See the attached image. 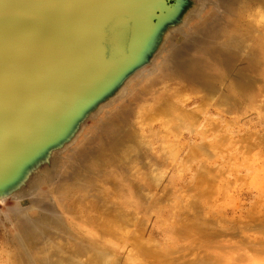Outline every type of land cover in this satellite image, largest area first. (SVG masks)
<instances>
[{
    "label": "rangeland",
    "instance_id": "rangeland-1",
    "mask_svg": "<svg viewBox=\"0 0 264 264\" xmlns=\"http://www.w3.org/2000/svg\"><path fill=\"white\" fill-rule=\"evenodd\" d=\"M180 17L9 187L0 264H264V0Z\"/></svg>",
    "mask_w": 264,
    "mask_h": 264
},
{
    "label": "bare ground",
    "instance_id": "bare-ground-1",
    "mask_svg": "<svg viewBox=\"0 0 264 264\" xmlns=\"http://www.w3.org/2000/svg\"><path fill=\"white\" fill-rule=\"evenodd\" d=\"M199 1L0 0V201L50 145L31 159L39 148L147 69L157 29Z\"/></svg>",
    "mask_w": 264,
    "mask_h": 264
},
{
    "label": "water",
    "instance_id": "water-1",
    "mask_svg": "<svg viewBox=\"0 0 264 264\" xmlns=\"http://www.w3.org/2000/svg\"><path fill=\"white\" fill-rule=\"evenodd\" d=\"M177 15H178V14H177ZM164 25H165V24H164ZM164 25H162L161 28H158V29H157V30H158V34L161 33L162 28L164 27ZM158 27H159V26H158ZM157 30H155V32H156ZM155 43H156V41H155ZM155 43L153 42L152 45H151V44L148 45V47H149V51H150V50H151V51H154V50H155V48H156V47H155V45H156ZM150 46H151V47H150ZM143 54H145V52H143ZM144 58H145V55H144V56L142 57V59L139 61V57H136V58H133V59H132V60H135V59H136V61H132V62H134L133 64H136V63L138 64V63H141L142 60H143ZM146 59H147V55H146ZM117 88H118V87H117ZM77 117H78V116H75L73 119H76ZM81 117H82V116H81ZM83 117H84V116H83ZM83 117H82V118H83ZM80 121H81V119H80ZM80 121H79V122H80ZM79 122H78V123H79ZM77 125H78V124H77ZM73 132H74V131H73ZM70 136H71V135H70ZM70 136H68V137H66L65 139H63L62 142H64V141H66L67 139H69ZM62 137H64V135H62V136H60V137H58V138H55L54 140H51V141H53V142H51V143H50V141H49V143H48L44 148H41V149L39 148V150L37 151V153L35 152L36 154L32 155L33 157H32L31 159H33V158H35L37 155L41 154L42 151L45 150V149L47 148L48 145H50V148L47 149V152H46V153H48V151H49L52 147H55V146L60 145L62 142H61V143H58V141H60V139H62ZM46 153L42 154V156L45 155ZM40 157H41V156H40ZM40 157H39V158H40ZM36 160H37V159H36ZM36 160H35V161H36ZM35 161H34V162H35ZM29 162H30V161H29ZM29 162L27 161V164L24 165L23 167L25 168L26 166H29V164H28ZM32 164H33V163H32ZM27 169H28V168H27ZM21 171H22V170H21ZM16 174H17V173H16ZM18 174H19V173H18ZM18 174H17V175H18ZM25 174H26V172H25ZM25 174H24V176H25ZM17 175H15L14 177L12 176L13 178H12V177L10 178V179H11V180H10L11 182H9L10 184L6 182L7 184H6V186H5L4 188L8 187V189H9L10 186H12V185L18 183V181L21 180V179L24 177V176H22L19 180H17L18 177H19V176H17ZM7 185H8V186H7ZM8 189H7L6 192H4V193H7Z\"/></svg>",
    "mask_w": 264,
    "mask_h": 264
}]
</instances>
